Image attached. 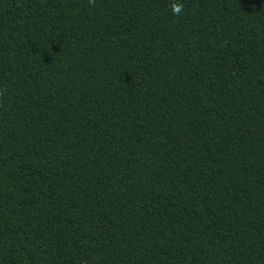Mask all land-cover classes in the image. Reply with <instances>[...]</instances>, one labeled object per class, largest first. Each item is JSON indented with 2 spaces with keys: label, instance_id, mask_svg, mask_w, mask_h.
I'll return each instance as SVG.
<instances>
[{
  "label": "trees",
  "instance_id": "trees-1",
  "mask_svg": "<svg viewBox=\"0 0 264 264\" xmlns=\"http://www.w3.org/2000/svg\"><path fill=\"white\" fill-rule=\"evenodd\" d=\"M0 0V264H264V0Z\"/></svg>",
  "mask_w": 264,
  "mask_h": 264
},
{
  "label": "clouds",
  "instance_id": "clouds-1",
  "mask_svg": "<svg viewBox=\"0 0 264 264\" xmlns=\"http://www.w3.org/2000/svg\"><path fill=\"white\" fill-rule=\"evenodd\" d=\"M88 2L90 6L95 7V0H88ZM170 8L174 16H179L184 11V4L180 2V0H172ZM0 94H2V92H0Z\"/></svg>",
  "mask_w": 264,
  "mask_h": 264
}]
</instances>
